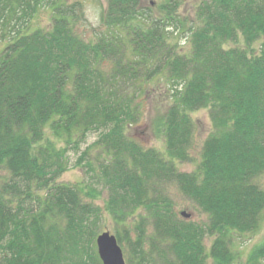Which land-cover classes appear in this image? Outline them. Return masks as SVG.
I'll return each mask as SVG.
<instances>
[{
    "label": "trees",
    "instance_id": "16d2710c",
    "mask_svg": "<svg viewBox=\"0 0 264 264\" xmlns=\"http://www.w3.org/2000/svg\"><path fill=\"white\" fill-rule=\"evenodd\" d=\"M186 1L158 0L155 11L108 0L106 30L87 41L68 0H0V264H102L103 210L83 194L105 192L104 211L129 235L128 264H264V242L245 262L235 243L264 222V0H202L183 51L172 42L187 30ZM41 9L46 28L35 24ZM157 79L172 101L159 124L164 152L125 133ZM201 109L213 129L197 169L181 172ZM93 134L77 161L87 160L90 186L59 182L68 153ZM172 183L206 223L179 216L164 193Z\"/></svg>",
    "mask_w": 264,
    "mask_h": 264
},
{
    "label": "rangeland",
    "instance_id": "374dc122",
    "mask_svg": "<svg viewBox=\"0 0 264 264\" xmlns=\"http://www.w3.org/2000/svg\"><path fill=\"white\" fill-rule=\"evenodd\" d=\"M202 0H187L179 11V16L182 21L185 23V32L175 36L173 39L176 46L183 48V51H189V38H185L190 35L188 29L191 27V23L196 22L195 17V6L199 4ZM108 0H68L67 7L74 6L76 8V13L78 19L76 21V28L80 35L85 38L87 41H96L97 38L101 35L102 32L106 30V26L103 22L104 12L107 8ZM158 0H143V7L151 8L156 11ZM51 21L50 12L47 9H41V12L35 18V24L38 27L46 28L49 26ZM243 44H238L241 46ZM236 45L231 44L227 47H234ZM259 45H255L254 49L259 50ZM164 79H157L155 82H151L146 86V90L150 92V97L147 102L145 115L143 116L140 123L134 125L133 127H127L125 133L127 136L136 140L142 147L145 149H156L160 152L166 150L165 139L162 133L159 131L160 119L162 118L165 110L170 106L172 101L166 94H163L161 90L166 89L163 85ZM192 120L195 123V134L193 145L191 147V157L192 160L185 163H179L178 168L181 172H193L197 169L198 164L201 162V153L202 146L207 137L211 134L213 126L212 121L209 115V109H201L196 112L191 113ZM158 124V125H157ZM97 139L96 135H91L86 144L82 145L81 152L76 154L73 151L68 153L69 158V168L59 179L61 183H67L72 185L80 186H90L91 179L90 175L87 174L85 169V163L87 160L80 162V166L77 161L80 158L81 153L90 145L94 143ZM101 151L98 146L94 149H91L90 155L95 156ZM4 177L7 179V172L4 173ZM256 183L264 189V174L256 179ZM164 193L172 199L175 203L176 210L181 217L182 211H187L189 214H192L193 221L197 223H206L207 217L195 204L192 203L180 190L177 184L172 183L166 186ZM85 200L90 203L94 202L95 205L99 206L103 210V221H102V230L109 231L112 234H118L121 239L119 245L122 247L125 257L128 261L130 257V245L126 242V238H129V235L126 236L123 234L122 228L118 227L117 224L110 220L108 213L104 211L105 201L107 198L106 192L98 196L97 198L87 197L86 194ZM134 237V235H133ZM212 239L206 240L207 248L210 247ZM264 242V222L260 230L257 233L243 234L235 236L236 250L237 253L242 259V262H245L248 258L252 249ZM97 250V245H96ZM208 264H214L212 260H208Z\"/></svg>",
    "mask_w": 264,
    "mask_h": 264
},
{
    "label": "water",
    "instance_id": "95a60500",
    "mask_svg": "<svg viewBox=\"0 0 264 264\" xmlns=\"http://www.w3.org/2000/svg\"><path fill=\"white\" fill-rule=\"evenodd\" d=\"M181 215L185 219H190L192 216L187 211H182ZM96 243L102 264H127L124 251L115 235L105 231L97 237Z\"/></svg>",
    "mask_w": 264,
    "mask_h": 264
}]
</instances>
